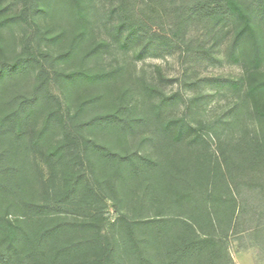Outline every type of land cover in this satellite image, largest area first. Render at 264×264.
<instances>
[{
  "label": "trees",
  "instance_id": "16d2710c",
  "mask_svg": "<svg viewBox=\"0 0 264 264\" xmlns=\"http://www.w3.org/2000/svg\"><path fill=\"white\" fill-rule=\"evenodd\" d=\"M163 1L168 31L151 0H0V264H236L229 239L264 248V0ZM230 24L244 73L203 79L231 100L198 121L214 93L109 60L189 53L192 25Z\"/></svg>",
  "mask_w": 264,
  "mask_h": 264
},
{
  "label": "rangeland",
  "instance_id": "374dc122",
  "mask_svg": "<svg viewBox=\"0 0 264 264\" xmlns=\"http://www.w3.org/2000/svg\"><path fill=\"white\" fill-rule=\"evenodd\" d=\"M153 5L161 11V17L156 20L154 28L159 31H168L170 28L171 17L163 11V0H151ZM142 0H138L139 7H142ZM23 9L22 5L13 6L11 13H19ZM23 34L25 38L33 34L34 28L29 25H23ZM96 37L98 41L108 39L110 33L103 26H96ZM190 35L193 37V45L190 52L172 50L160 56H150L145 59L137 60L134 52L129 54H114L109 60L113 64L122 63L133 69L136 74L145 73L150 79L167 92H173L179 89L187 95L198 92H213V86L208 85L204 78L225 77L238 78L244 73L242 61L236 62L231 55V43L234 35V27L230 24L224 30L223 34L219 32L208 33L203 27L192 25ZM24 40V39H23ZM22 40V41H23ZM21 41V43H22ZM197 47H204L197 50ZM264 69V64L262 65ZM52 90L62 96V93L56 84L51 85ZM231 100L229 93H214L209 101L205 103L202 111H197L192 120L198 121L208 115L213 116L223 112ZM182 107L177 109L180 114ZM106 217L109 222L118 217V213L111 206L107 209ZM231 255L236 264H264V248L256 244L254 237L246 235L243 240L229 239Z\"/></svg>",
  "mask_w": 264,
  "mask_h": 264
}]
</instances>
